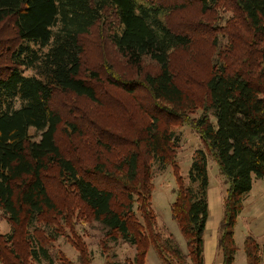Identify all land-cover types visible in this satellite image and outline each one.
Instances as JSON below:
<instances>
[{
	"label": "trees",
	"instance_id": "16d2710c",
	"mask_svg": "<svg viewBox=\"0 0 264 264\" xmlns=\"http://www.w3.org/2000/svg\"><path fill=\"white\" fill-rule=\"evenodd\" d=\"M201 2L205 10L229 6L234 15L219 19L205 92L192 97L178 83L171 58L188 48L194 37L167 24L169 10L160 1L0 0V211L14 226L13 232L0 233L2 264H27V258L54 264L48 245L64 233L58 224L57 229L48 226H55L52 219L58 215L97 221L107 238L101 242L103 255L109 241L135 247L134 257L124 264H148L151 247L163 264H204L208 156L198 148L186 176L181 174L176 163L181 134L172 126L176 123L190 125L200 136L227 186L218 246L222 264L234 263L235 226L245 195L254 177L264 181V0ZM104 21L110 22V42L141 74L121 81L110 73L111 81L136 98L142 93L147 105L141 109L136 136H121L118 142L113 136L99 138L100 148L112 151L121 146L122 154L116 160L102 159L101 148L98 162L85 168L58 143L60 126L75 133L77 124L71 116L65 118L54 98L61 91L98 101L93 83L101 77L96 71L89 72V79L83 75L82 37ZM234 21L245 25V33ZM197 35H205V30ZM147 59L157 64L156 72H143ZM196 109L202 113L191 116ZM170 165L177 181L171 215L186 239L187 253L172 233L165 235L158 226L152 203L154 169L164 171ZM52 177L75 197L76 214L57 206L49 188ZM41 221L50 230L37 237ZM67 225L73 227L68 221ZM18 226L28 229L25 255L18 250ZM75 247L81 263L90 264L91 260L83 261L84 244L76 240ZM244 251L247 264L264 263V245L252 234L244 241ZM60 261L74 264L66 258Z\"/></svg>",
	"mask_w": 264,
	"mask_h": 264
},
{
	"label": "rangeland",
	"instance_id": "374dc122",
	"mask_svg": "<svg viewBox=\"0 0 264 264\" xmlns=\"http://www.w3.org/2000/svg\"><path fill=\"white\" fill-rule=\"evenodd\" d=\"M158 1L169 10V15L166 16L167 24L177 31H189L194 37L188 48L172 54L171 64L174 72L178 73V80L180 79L178 83L181 87L190 92L192 97L194 95L202 96L205 92V81L210 70H212L213 33L216 29H220L219 19H232L234 14L229 6H218L214 9L205 10L201 0ZM110 20H113V24L115 23L114 17ZM234 22L240 23L239 21ZM109 24L108 21L100 22L82 37L84 47L83 75L89 79L91 78L89 72L96 71L101 77V80L93 83L98 91V101L92 102L84 96L61 91L54 98L55 106L63 112L65 118L71 116V120L77 124L75 133L70 128L67 133L64 128L68 127L62 124L57 133L58 143L67 156L85 168L92 167L98 162L101 156L100 150L103 148H100V142L103 139L99 141L102 136L106 138L113 136L114 139L112 140L116 142L120 141L121 136H136L143 116L141 109L147 105L146 98L142 97L144 96L142 93H138V98L142 97L138 99L121 86L116 85L114 80L111 81L110 73L121 78V81L138 79L141 74L139 69L127 64L126 59L117 52L115 46L110 42L107 32ZM240 24L244 26L241 32L245 33V25ZM202 28L205 30V35H197L198 30L200 31ZM141 69L143 72H156L158 66L147 59ZM27 73L31 74L32 72L28 71ZM136 92L145 91L138 90ZM201 113V109H196L191 116H199ZM172 126L181 134V143L176 157V163L181 169V174L186 176L194 152L198 148H203L208 156L211 191L213 190L216 198L223 197L227 186L218 173L217 162L207 150L200 136L188 124L176 123ZM31 132L33 133L32 130ZM118 148L117 150L114 148L112 151L103 148L102 159L104 157L108 160H116L124 151L123 147ZM154 174L152 203L157 214L158 226L163 229L165 235L169 232L172 233L182 250L187 253L186 239L171 215V203L175 199L174 189L177 186L174 169L172 165L164 171L155 168ZM49 188L60 210L64 212L68 209L70 214L77 213L75 197L71 193H67L56 177L49 180ZM245 196L244 210L236 224L235 238L238 251L235 264H247L244 251V241L247 234H252L261 245H264V181L254 177L252 190ZM212 197L215 198L213 195ZM214 215L216 217V213L213 212ZM138 216L143 221L139 213ZM52 220L54 225L58 224L61 232L64 233L58 239L50 241L48 245L55 258L54 264H62L61 258L71 260L74 264H82L80 253L75 247L76 240L86 247L83 261L91 260L90 264H108V262L124 264L131 260L136 253L135 247L119 240L117 243L109 241L103 255L101 242L106 241L107 238L104 239V230L101 229L97 221L86 217L76 218L72 215L69 216L68 220L60 215ZM67 221L73 224L72 228L67 225ZM45 222H39L38 230L35 231L37 237L44 236L45 229L48 227L57 229L56 225L47 227ZM50 228L48 229L50 230ZM13 230V224L0 211V233L9 234ZM27 231L25 226H18L17 231H15L18 250L24 255L28 249L25 241ZM150 249L155 250L153 247ZM151 254L154 256L155 253L152 252ZM158 258L160 259L159 256ZM27 259V264H49L47 262L37 263L31 258ZM0 264L2 263L0 262ZM262 264L264 263L262 262Z\"/></svg>",
	"mask_w": 264,
	"mask_h": 264
},
{
	"label": "crops",
	"instance_id": "0c3cea01",
	"mask_svg": "<svg viewBox=\"0 0 264 264\" xmlns=\"http://www.w3.org/2000/svg\"><path fill=\"white\" fill-rule=\"evenodd\" d=\"M212 191H211V188H209V193H208L209 217L206 223V229H205V234H204V252H203L204 264H222L223 258L219 250L218 244H219L220 222L224 215V196L221 198H216V195H214ZM212 195L215 196V198L212 197ZM213 212L216 213V217L215 215L213 216ZM237 223H238V219H237ZM236 226H235V234H236ZM235 241H236V238H235ZM152 252L155 253L154 256H152L151 254ZM235 262H236V257H235ZM147 263L148 264H163L158 258L156 251L151 250V249L148 251V254H147Z\"/></svg>",
	"mask_w": 264,
	"mask_h": 264
}]
</instances>
